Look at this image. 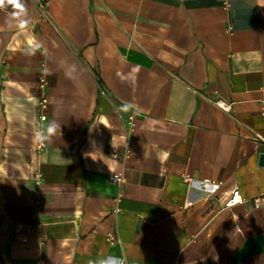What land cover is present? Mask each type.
<instances>
[{
  "label": "crops",
  "instance_id": "0c3cea01",
  "mask_svg": "<svg viewBox=\"0 0 264 264\" xmlns=\"http://www.w3.org/2000/svg\"><path fill=\"white\" fill-rule=\"evenodd\" d=\"M21 3L0 8V264H264V0Z\"/></svg>",
  "mask_w": 264,
  "mask_h": 264
},
{
  "label": "built area",
  "instance_id": "2783aa9c",
  "mask_svg": "<svg viewBox=\"0 0 264 264\" xmlns=\"http://www.w3.org/2000/svg\"><path fill=\"white\" fill-rule=\"evenodd\" d=\"M48 86V82H47V79H46V76L45 75H41L40 78H39V88L40 90L42 91V95H41V101H40V107L42 109L46 108L47 105H48V94L46 92V88ZM218 104L223 107L225 110H229L231 108V104L229 102H226V101H223V100H219L218 101ZM41 117L42 118H45L44 115L41 114ZM41 146H44V142H41L40 144ZM186 180H190V177L189 176H185ZM110 180L112 183H115V184H121L124 180V177L122 174H112L110 176ZM208 181V180H206ZM262 199H263V196H258L257 198L254 199V203L255 205H259L261 202H262ZM244 201V198L242 197L241 193L239 192V190H235L231 197L229 198V200L226 202V205L227 206H231L235 203H239V202H243ZM23 228V225H18L17 228H16V233L17 234H21V230ZM109 241L111 243H113L115 241V236L110 234L109 237H108Z\"/></svg>",
  "mask_w": 264,
  "mask_h": 264
},
{
  "label": "clouds",
  "instance_id": "9594fccd",
  "mask_svg": "<svg viewBox=\"0 0 264 264\" xmlns=\"http://www.w3.org/2000/svg\"><path fill=\"white\" fill-rule=\"evenodd\" d=\"M6 5H12L14 9H18L19 10L18 12L14 13V15H20V14H22L25 11L24 10V6L21 3V0H0V8H3ZM37 49H38V45L34 44L32 41H29L28 44H27V47H26V49L24 51V54L25 55H34L36 53ZM61 63L63 65L64 62L62 61ZM75 71H76V66L72 65L70 70H66L65 71L66 77L73 78V73ZM55 128H56V125L54 123L48 125L47 133H48V137L49 138H50V136L52 134H54ZM35 139L39 141V140L45 139V137L38 134L35 137ZM208 188H209V185L205 181V182H200V187L197 190L198 191H207ZM100 264H123V262L119 261L118 258H116V257H111V258H105L104 260H102L100 262Z\"/></svg>",
  "mask_w": 264,
  "mask_h": 264
},
{
  "label": "water",
  "instance_id": "95a60500",
  "mask_svg": "<svg viewBox=\"0 0 264 264\" xmlns=\"http://www.w3.org/2000/svg\"><path fill=\"white\" fill-rule=\"evenodd\" d=\"M260 163L261 164H264V152H262L261 154H260Z\"/></svg>",
  "mask_w": 264,
  "mask_h": 264
}]
</instances>
